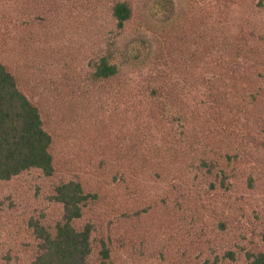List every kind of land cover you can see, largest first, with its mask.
<instances>
[{"label": "rangeland", "instance_id": "1", "mask_svg": "<svg viewBox=\"0 0 264 264\" xmlns=\"http://www.w3.org/2000/svg\"><path fill=\"white\" fill-rule=\"evenodd\" d=\"M24 1L26 24L1 20L11 10L0 6V61L38 109L53 172L0 181V264H28L31 224L53 226L52 187L70 179L95 194L74 221L90 225L89 264H254L264 253V6L171 0L163 38L140 32L146 4L117 29L106 4ZM98 34L148 38L158 55L150 70L172 83L159 112L137 87L151 76L146 67L92 84ZM171 107L185 111V127H174ZM188 129L197 136L185 140ZM199 147L217 159L212 171L193 155Z\"/></svg>", "mask_w": 264, "mask_h": 264}, {"label": "trees", "instance_id": "2", "mask_svg": "<svg viewBox=\"0 0 264 264\" xmlns=\"http://www.w3.org/2000/svg\"><path fill=\"white\" fill-rule=\"evenodd\" d=\"M49 1L54 3V9L61 8L65 1L70 3V0ZM75 1L76 3L72 4L74 7L77 4V8L85 10H94L98 6L102 8L106 4L110 17L115 22L114 27L117 29H121L130 20L134 8H140L146 4L147 11L139 15V30L147 37L161 35L165 38L168 33V21L173 13L171 0ZM256 3L264 6L261 0H256ZM0 6L12 12L11 14L6 11L1 14L4 16L1 20L9 23L14 19L24 24L29 21L25 19L27 14L24 10L29 9L25 7L24 0H4ZM96 37L94 61L86 74L92 84L113 80L117 76L128 78L132 72L146 67L151 76H146L142 85H136L143 94L142 99L147 108L155 107L159 112L163 107L159 104L171 94L172 83L164 70H159L157 73H152L150 70V64L158 55L151 54L149 51L148 38L137 36L136 39L125 42L115 40L114 35L98 34ZM98 43L101 45H97ZM62 73L65 78L71 77L70 74ZM76 79L79 80L78 77ZM131 87L132 83L129 80L127 88L131 90ZM83 91L85 93H81L86 94L89 88H84ZM169 111L170 115H176L177 120H181L174 127L177 128L180 124L184 126L185 111L173 107ZM188 133L183 137L186 138L185 140L197 136L190 129ZM178 135L176 130L173 137L181 141L183 138L179 139ZM49 146L50 135L42 125L37 107L18 88L12 73L0 61V181L10 180L29 169H36L45 176L50 175L53 172V166ZM193 155L197 157L200 164H210L211 171L217 164L216 158L209 163L210 159L203 147L195 149ZM218 172L221 175L223 173L220 170ZM50 197L60 205V216L49 228L32 222L36 245L28 264H89L90 225L76 226L74 221L80 218L84 205L94 199L95 194L84 191L80 182L70 179L53 185ZM100 254L102 258H107L105 248L101 249ZM253 263L264 264V253L254 255ZM100 264H106V262L101 261Z\"/></svg>", "mask_w": 264, "mask_h": 264}]
</instances>
